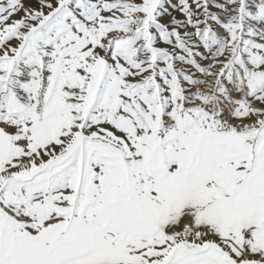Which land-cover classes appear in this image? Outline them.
Here are the masks:
<instances>
[{
    "label": "snow or ice",
    "instance_id": "1",
    "mask_svg": "<svg viewBox=\"0 0 264 264\" xmlns=\"http://www.w3.org/2000/svg\"><path fill=\"white\" fill-rule=\"evenodd\" d=\"M0 264H264V0H0Z\"/></svg>",
    "mask_w": 264,
    "mask_h": 264
}]
</instances>
